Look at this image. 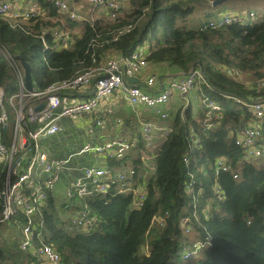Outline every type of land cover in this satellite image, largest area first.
I'll return each mask as SVG.
<instances>
[{
    "label": "trees",
    "instance_id": "16d2710c",
    "mask_svg": "<svg viewBox=\"0 0 264 264\" xmlns=\"http://www.w3.org/2000/svg\"><path fill=\"white\" fill-rule=\"evenodd\" d=\"M34 1L45 9L47 18L12 23L0 17V46L19 64L23 61L31 66L37 87L70 78L110 56L128 57L145 43L149 46L147 62H164L181 73L202 69L207 81L195 84L191 91L193 101L201 103L199 118L191 117L190 106L184 112L176 111L169 130L157 143L150 168L142 160L147 153L142 140L120 160L107 164L114 169L129 163L134 172L125 181L130 189L116 192L113 184L107 193L87 199L96 217L92 231L70 227L71 216L57 217L49 198L43 209L42 242L60 254L63 264H264V160L243 159L235 144L236 133L247 126L252 114L234 100L264 99L262 16L250 23L201 29L206 21L195 27L184 21L197 2L204 7L214 0H129V11L121 6L115 18L77 23L59 13L53 0ZM51 17L58 20L53 22ZM75 25L81 27L80 36L69 33L73 37L69 46L58 48L52 40L53 29ZM226 68L249 74L251 85L228 75ZM1 85L6 87V98L16 89L15 78L0 57ZM200 94L221 106L220 120L209 128L205 127ZM218 159L230 170L215 173ZM3 165L0 162V185ZM135 188L145 193L139 208L131 207ZM63 208L71 210L70 206ZM185 217L188 221L183 223ZM15 219L21 218L7 222L0 264H39L31 252L20 250L19 227L24 226ZM190 232L193 236L186 235ZM205 238L210 245L199 256L181 260L180 251L188 240Z\"/></svg>",
    "mask_w": 264,
    "mask_h": 264
},
{
    "label": "built area",
    "instance_id": "2783aa9c",
    "mask_svg": "<svg viewBox=\"0 0 264 264\" xmlns=\"http://www.w3.org/2000/svg\"><path fill=\"white\" fill-rule=\"evenodd\" d=\"M88 3L91 10H103L108 13L109 18H115L122 0H88ZM53 5L59 13L69 7L63 0H53ZM82 8L79 4L76 9H71L70 20H85L80 12ZM45 14V9L35 1L30 2L27 7H20L13 0H0V17L9 19L12 23ZM257 18L258 15L254 11L218 14L199 27L219 28L234 22L250 23ZM60 22L63 20L60 19ZM45 32L46 30H42V34ZM52 37L61 48L68 47L73 39L62 27L54 28ZM45 48L46 45L43 46V49ZM0 57L10 69L11 77H15L16 84L15 91L5 99L8 106L6 108L2 100L7 90L5 85L0 86V162L4 164V178L0 185V223L20 216L21 219H15L24 226L20 250L31 252L40 263L63 264L60 254L41 240L45 227L43 209L48 204V194L53 191L56 181L66 174L70 181L65 190L64 206H71L80 201L78 209L71 215L70 227L83 233L92 231L96 226V217L91 213L87 199L107 193L113 184H116V192L130 189L129 185H125V181L130 179L134 171L129 163L113 169L96 164L81 166L73 158L90 153L96 157L118 161L135 145V141L111 140L92 143L86 138L78 151L65 157H55L56 155H52L45 146L46 140L52 136H60L61 141L71 137V133H67L64 126L65 119L92 116L103 100L117 92L121 93L128 103L142 104L161 119H165L167 113L163 109L173 92L185 97L195 84H207V81L201 69H192L176 79H171L165 86L156 87V76L152 75L144 81L145 89L142 90L129 80L139 75L147 64L137 47L128 57L107 58L100 65L87 68L70 78L53 81L43 88L37 87L32 79L33 87L28 90L22 65L5 46H0ZM225 72L230 76L234 73L231 68H226ZM261 81L264 82V79ZM89 86L90 94L86 98L81 97V93ZM221 95L227 96L222 93ZM199 99L205 108V127L216 125L221 118V106L205 95L200 94ZM234 100L247 107L252 114L247 126L236 133L235 144L241 148L243 159L264 160V99ZM10 114L13 117L11 122ZM102 120L95 119L94 123L100 125ZM9 123L12 125L10 131L3 135L4 126L8 127ZM139 125L146 149H155L157 136H163L169 130L167 125L152 121H141ZM77 129L84 134L80 128ZM153 156L154 153L142 155L147 168H150L149 161ZM213 169L217 173L219 170H230V166L218 159ZM232 172L233 177L237 178L236 172ZM133 193L131 207L139 208L144 199V190L135 188ZM187 221V217L182 219L183 223ZM207 245H210L208 238L188 240L187 246L182 247L180 251L181 260L188 261L199 256Z\"/></svg>",
    "mask_w": 264,
    "mask_h": 264
},
{
    "label": "crops",
    "instance_id": "0c3cea01",
    "mask_svg": "<svg viewBox=\"0 0 264 264\" xmlns=\"http://www.w3.org/2000/svg\"><path fill=\"white\" fill-rule=\"evenodd\" d=\"M33 1L34 0H23V3H22V0H20V5H24L20 7H27L30 4V2H33ZM63 1H65L66 4L71 9H76L78 5L80 4L83 7L80 10V12L84 15L85 20H106V17H108V13L103 10H98V9L91 10L88 0H63ZM240 1L243 2L244 4L249 2V0H237L235 3L236 6L239 5V3H241ZM212 3L213 2L210 3V6L207 5L206 8L209 9L210 14L214 15L215 13H218L220 11L217 9L214 10V8L219 5L212 6ZM93 11H101L103 12V14L94 16ZM230 11L232 12L254 11L256 13L261 12L262 18H263L262 20H264V9L260 11V9H257V7L254 9H251L248 7L247 8L244 7L243 9L231 8ZM50 19L53 22L58 20L56 17H51ZM60 19L63 20V17H61ZM79 22H82V21H78L77 23ZM65 31H67L68 33L72 35L75 34L76 36H80L81 27L79 25H75L73 27H69ZM148 47L149 46H147L146 43L139 46V50L141 54L144 55V57L147 54ZM110 57H118V56H110ZM183 74L184 73H181L180 71L168 66L164 62H161V63L147 62L146 67L141 71V73L137 75L135 78H133L135 80L133 81V83H136L143 90L145 89V86L143 85L144 81L152 75L156 76L155 83L157 87L159 85L165 86L169 83L171 79H176L182 76ZM156 87L155 89H157ZM89 88L90 86L86 88L83 91V93H81V97L86 98L88 94H90L91 90ZM190 93L193 95V99H195L193 92H189L185 97H182L177 92H173L167 105L163 109V111L167 113V117L165 119H161L159 116L154 114L152 110L144 107V105L142 104L128 103L126 99L123 97V95L118 92L114 93L110 97H107L105 100H103V102L100 103L97 110L92 115L95 118L92 119L90 116L89 120H87L88 117L81 118V119L75 118V119H79V122L81 123L79 128L84 132V135L86 136V138H88V140L92 143H104V142H108L111 140H132V141H135L136 143L137 140L143 141L142 133H141V126L139 125L141 121H152L156 124L169 125V123L172 121L174 114L179 108H181V110L184 112V110L186 111L189 108V106H190L189 111L191 112V117L199 118L201 111H202L201 103L197 99L193 101L194 104H191V102L186 98L188 95H190ZM183 100H184V103L180 104V102ZM95 119H100V120L103 119V120L100 125H96L94 123ZM69 122L71 125H70V128L67 129V133H71V137L75 139L79 135L80 130H78L77 127H75V125L71 123V120H69ZM97 130L100 132V136L98 137V139L100 140H97V137L93 134ZM88 133H89V136H88ZM80 134L82 135V132ZM159 139H160V136H157L156 138L157 143L159 142ZM45 143H46L45 146L50 150L51 154L54 156L56 155L55 157L57 156L63 157V156H67L72 153V152L68 153L66 151L63 153H57V151L55 150L53 151L51 145H54L55 143L56 144L63 143V141H61L60 136H56L54 139L52 138L50 140L48 139ZM143 144H144V141H143ZM68 146L70 145L67 144L66 147ZM153 152H155V149H147L148 154H151ZM85 154H88V153H85ZM104 158H106V164L103 167H109V165L107 164H110V162H112L113 160H109L107 157H104ZM77 162L81 166L87 165V164H94L90 159H85L83 156L81 159H77ZM62 176L67 179V183L64 187V200L66 201L65 190L70 181V178L66 174ZM53 191H51L48 194L47 203H48L49 198L53 203V200H52ZM79 204H80V201H76L73 205L70 206L71 210L72 211L77 210L79 207ZM70 208L68 209L70 210ZM39 264H46V263L39 262Z\"/></svg>",
    "mask_w": 264,
    "mask_h": 264
},
{
    "label": "rangeland",
    "instance_id": "374dc122",
    "mask_svg": "<svg viewBox=\"0 0 264 264\" xmlns=\"http://www.w3.org/2000/svg\"><path fill=\"white\" fill-rule=\"evenodd\" d=\"M13 1L16 2L18 5H20V0H13ZM236 1L237 0H224L221 4H218L219 6H216L214 8V10L217 9L220 11L218 13H215L214 15L210 14V11L208 8H206L205 4H203L204 7H202L201 4H199L197 2L194 5L193 13L190 15L189 18L186 19V21H184V23H186L190 27L191 26L195 27V26H197L196 24H198L200 22H204V21L207 22L208 20L213 19L218 14L227 15V14L233 13L232 11H230L231 8L243 9L244 7H246V8L248 7V8L254 9L257 7V9H260V11L262 9H264V0H253V1L249 0V2L245 3V4L240 1L241 3H239V5H237V6L235 4ZM22 3H23V0H22ZM20 6H24V5H20ZM121 6H123L122 8H124V11H129V9L131 8L129 0H122ZM124 11H121L120 14H123ZM235 12H237V11H235ZM239 12L244 13V11H239ZM102 14H103V12H101V11H93L94 16L102 15ZM210 15H212V16H210ZM257 15H258L257 20H259L260 17L262 16V13L258 12ZM46 16L47 15L45 14L44 18H47ZM61 24L63 25V22H61ZM231 69L234 71V73L232 75L233 77L244 81L245 84L251 85L252 81L250 80L249 74L241 72L235 68H231ZM262 72H264V63H263V67H262ZM262 78H264V76L261 77V80H262ZM186 98L191 102V104H194L193 103L194 99H193L192 95H188ZM181 103H184V100L181 101L180 104ZM91 118L93 119L95 117L91 116ZM89 119H90V116H88L87 120H89ZM83 120H85V119H83ZM71 123L73 125H75V127H78V128L81 125V123L79 122V119H75V118L71 120ZM70 125L71 124H70L69 120L64 121V126L66 129H69ZM93 134L97 137V140H100V139H98V137L100 136V132L98 130L96 132H94ZM88 136H89V133H88ZM55 137L56 136L52 137V139H54ZM161 137L162 136H160V138ZM85 139H86V136L84 134L81 135L79 133V135L75 139L69 136L63 140V143H61V144L55 143L54 145H51V147L54 148V150L57 151V153H63L65 151L68 153L75 152L81 148ZM67 144L71 145V146L66 147ZM83 157L85 159H90L94 164L97 163L96 165H99L100 167H103L106 164V158H104V157H96V156L91 155L90 153L84 154ZM81 158H82V156H74L73 159L77 160V159H81ZM66 183H67V179L65 177L61 176L56 181L54 191L52 193V200H53L52 210L54 211L55 215L57 217H60L61 219L68 218L73 213V211H71V210L67 211L63 208L64 205L66 204V202L64 200V187H65ZM7 222L1 223V225H0V238H1L0 243L1 244H2L1 240L6 242V240L4 239V235L6 234V229L8 228ZM19 228H20L19 234L21 236L22 228L21 227H19ZM190 234H191V232L189 233V236H193V233L191 235Z\"/></svg>",
    "mask_w": 264,
    "mask_h": 264
},
{
    "label": "water",
    "instance_id": "95a60500",
    "mask_svg": "<svg viewBox=\"0 0 264 264\" xmlns=\"http://www.w3.org/2000/svg\"><path fill=\"white\" fill-rule=\"evenodd\" d=\"M224 0H214L212 3V6H216L218 4H221ZM21 65L24 69L25 74V85L28 90H31L32 85V75H31V66L27 62H21ZM202 70V69H201ZM203 71V70H202ZM131 82L135 81L133 78L129 79ZM40 107V106H39ZM5 127V126H4Z\"/></svg>",
    "mask_w": 264,
    "mask_h": 264
},
{
    "label": "bare ground",
    "instance_id": "6f19581e",
    "mask_svg": "<svg viewBox=\"0 0 264 264\" xmlns=\"http://www.w3.org/2000/svg\"><path fill=\"white\" fill-rule=\"evenodd\" d=\"M61 12H64V13H66L67 14V16L70 18V12H71V8L70 7H68L67 9H65V10H63V11H61ZM23 74H24V71H23ZM24 76H25V74H24ZM15 78V77H14ZM5 99H6V97L4 96V98H3V100H2V103H3V106L6 108V107H8L7 105H5ZM10 115H12V114H10ZM11 123H9V125H8V127H4V131H3V133H8L9 131H10V128H11ZM52 137H54V136H52ZM51 137V138H52ZM50 138V139H51ZM49 139V140H50ZM47 141V140H46ZM2 205V204H1ZM186 232L188 231L187 229L185 230ZM185 246H187V243L186 244H184V246L183 247H185Z\"/></svg>",
    "mask_w": 264,
    "mask_h": 264
},
{
    "label": "clouds",
    "instance_id": "9594fccd",
    "mask_svg": "<svg viewBox=\"0 0 264 264\" xmlns=\"http://www.w3.org/2000/svg\"><path fill=\"white\" fill-rule=\"evenodd\" d=\"M56 9V8H55Z\"/></svg>",
    "mask_w": 264,
    "mask_h": 264
}]
</instances>
